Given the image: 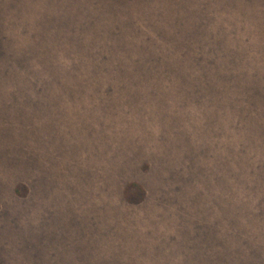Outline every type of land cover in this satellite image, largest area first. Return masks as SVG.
Instances as JSON below:
<instances>
[{"label":"rangeland","instance_id":"obj_1","mask_svg":"<svg viewBox=\"0 0 264 264\" xmlns=\"http://www.w3.org/2000/svg\"><path fill=\"white\" fill-rule=\"evenodd\" d=\"M195 4L0 0L3 264L222 261L225 82L83 75L86 48L176 46ZM248 210L243 264L264 247V216Z\"/></svg>","mask_w":264,"mask_h":264},{"label":"trees","instance_id":"obj_2","mask_svg":"<svg viewBox=\"0 0 264 264\" xmlns=\"http://www.w3.org/2000/svg\"><path fill=\"white\" fill-rule=\"evenodd\" d=\"M192 22V32L181 33L173 47L86 48L83 75L225 82L227 230L222 242L215 239L225 252L215 264H243V203L247 211L251 207V215L264 216L263 209L254 210L253 200H258L256 206L264 205L260 195L264 189V0H196ZM144 196L137 184L125 190V199L132 204H139ZM256 248V258L249 261L264 264V247Z\"/></svg>","mask_w":264,"mask_h":264}]
</instances>
